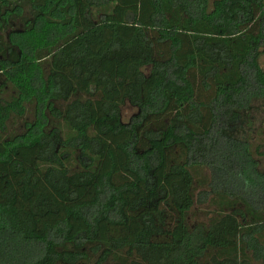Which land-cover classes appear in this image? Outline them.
I'll list each match as a JSON object with an SVG mask.
<instances>
[{
  "label": "trees",
  "instance_id": "16d2710c",
  "mask_svg": "<svg viewBox=\"0 0 264 264\" xmlns=\"http://www.w3.org/2000/svg\"><path fill=\"white\" fill-rule=\"evenodd\" d=\"M15 12L0 96L32 109L6 136L0 108V264H264V172L230 134L264 95V0H0Z\"/></svg>",
  "mask_w": 264,
  "mask_h": 264
},
{
  "label": "rangeland",
  "instance_id": "374dc122",
  "mask_svg": "<svg viewBox=\"0 0 264 264\" xmlns=\"http://www.w3.org/2000/svg\"><path fill=\"white\" fill-rule=\"evenodd\" d=\"M12 11V9H8ZM18 12V11H17ZM17 12L9 18H2L0 21V32L7 36L11 31L12 32H21L23 30V21L20 20ZM27 13V12H26ZM29 16V14H28ZM7 24V25H5ZM4 29V30H3ZM260 66L264 69V55L260 59ZM0 96V108H2L4 116L6 117L5 126L7 127L6 136L8 132L12 130H21L24 120L23 117L29 118L31 115L30 111L32 106L26 104L27 113L23 116H20V112H23L21 108L15 107L16 110L9 111L7 110L9 105L13 103V97L16 95L15 89L7 87L4 92H1ZM137 112V108L133 107L130 103L126 102L122 107L123 120L126 122L130 117ZM3 128L2 123H0V129ZM230 134L235 139L248 142L250 150L254 151L253 157L256 162V168L258 172H264V95L259 98H256L252 101L251 105L241 111V117L235 125L232 126ZM257 147H260V151L263 154H255ZM238 182L241 183L242 187L246 188L248 181L245 178H238ZM253 185L250 186L252 188ZM201 190L196 192V208L194 210L195 217L197 220H207L209 216L212 215V207L210 206V195L209 193H203L201 195ZM195 218L191 220L194 222Z\"/></svg>",
  "mask_w": 264,
  "mask_h": 264
}]
</instances>
